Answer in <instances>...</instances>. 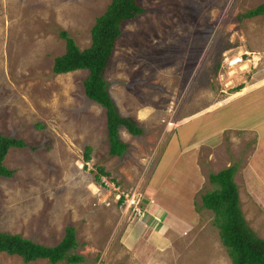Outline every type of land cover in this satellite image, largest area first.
I'll return each mask as SVG.
<instances>
[{"label":"rangeland","instance_id":"rangeland-1","mask_svg":"<svg viewBox=\"0 0 264 264\" xmlns=\"http://www.w3.org/2000/svg\"><path fill=\"white\" fill-rule=\"evenodd\" d=\"M109 2L0 0V135L26 143L4 160L0 231L54 246L72 226L77 264H231L201 197L216 188L209 173L234 166L243 217L264 238V15L239 18L264 0H138L146 11L122 22L104 71L117 112L143 130L120 127L121 157L84 93L88 71L52 70L59 32L87 48ZM237 54L248 66L232 78ZM0 264L50 263L1 252Z\"/></svg>","mask_w":264,"mask_h":264},{"label":"trees","instance_id":"trees-1","mask_svg":"<svg viewBox=\"0 0 264 264\" xmlns=\"http://www.w3.org/2000/svg\"><path fill=\"white\" fill-rule=\"evenodd\" d=\"M146 11L138 0H110L105 11L95 19L91 27V43L80 50L66 31L59 36L65 41V52L54 58V73H66L79 69L88 71L83 81L86 97L105 109L108 137V153L121 157L128 145L121 139L120 127L133 135L143 133L142 128L132 119L120 115L107 90L104 71L109 64L114 44L121 33L122 22L132 19ZM264 15V2L244 12L239 18H251ZM26 143L15 137L0 135V177L9 178L13 170L4 165L8 150L12 147L23 148ZM91 147H84V162L90 160ZM85 166V165H84ZM235 167L230 166L217 173H209V180L216 188L204 193L202 205L214 214L213 224L218 228L220 241L226 249L231 264H264V238L248 227L240 209L238 187L233 179ZM109 173L102 166L97 167L94 179L101 181ZM122 198V197H121ZM78 242L75 228L67 226L64 236L56 245L46 246L20 234L0 231V253L17 255L28 263L37 259H46L50 264L66 262L77 264L84 261L80 254L72 252Z\"/></svg>","mask_w":264,"mask_h":264},{"label":"crops","instance_id":"crops-1","mask_svg":"<svg viewBox=\"0 0 264 264\" xmlns=\"http://www.w3.org/2000/svg\"><path fill=\"white\" fill-rule=\"evenodd\" d=\"M83 89H84V87H83ZM199 181V180H198ZM199 183V182H198ZM195 185H197V184H195ZM157 203V206L155 207V205L154 206H152L151 207V209H150V211H154V210H156L155 212H157V213H159V212H161V211H165V208L164 207H162L161 205H163V204H159L158 202H156ZM151 204H149L148 206H150ZM164 206V205H163ZM175 214L174 213H171L169 210H168V216L166 217V219H165V222H164V225L162 226V228L160 229V233H163L165 230H167V226L168 225H170V220H172V216H173V218L175 217L174 216ZM170 216V217H169ZM187 223L188 222H186V225L185 226H183V227H181L182 228V230L184 231L188 226H187ZM175 226H176V230L177 231H181V229L180 228H178V227H180V226H182V225H179V226H177L176 224H174ZM188 225H189V223H188ZM172 228H170V230H171Z\"/></svg>","mask_w":264,"mask_h":264},{"label":"bare ground","instance_id":"bare-ground-1","mask_svg":"<svg viewBox=\"0 0 264 264\" xmlns=\"http://www.w3.org/2000/svg\"><path fill=\"white\" fill-rule=\"evenodd\" d=\"M232 61L230 62L229 61V63H230V65L233 67L235 64H237L238 62H240V61H242V60H240V54H237L236 56H234V57H232ZM258 59V57H254V60H257ZM229 60V59H228ZM243 62V61H242ZM248 66V62H243V66H241V70H243V69H245L246 67ZM235 68L236 67H233V71L232 72H230V76L232 77L234 74H236L239 70L238 69H236L235 70ZM233 78V77H232Z\"/></svg>","mask_w":264,"mask_h":264},{"label":"built area","instance_id":"built-area-1","mask_svg":"<svg viewBox=\"0 0 264 264\" xmlns=\"http://www.w3.org/2000/svg\"><path fill=\"white\" fill-rule=\"evenodd\" d=\"M139 201L140 200H138L136 203H132L134 206H133V209H134V211L136 212V210H137V214H145V211H143V209H138L137 207H139ZM141 207V206H140Z\"/></svg>","mask_w":264,"mask_h":264}]
</instances>
